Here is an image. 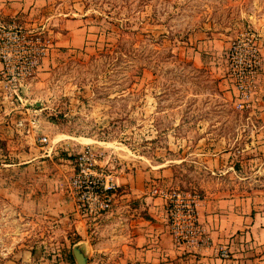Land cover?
Listing matches in <instances>:
<instances>
[{"label": "rangeland", "instance_id": "rangeland-1", "mask_svg": "<svg viewBox=\"0 0 264 264\" xmlns=\"http://www.w3.org/2000/svg\"><path fill=\"white\" fill-rule=\"evenodd\" d=\"M76 6L90 45L61 54L31 81L23 94L30 109L20 116L40 121L37 138H48L43 145L54 160L71 153L76 161L82 147L128 156L170 169L172 186L165 189L200 193L194 186L210 175L197 152L222 138L243 146L249 141L242 130L254 127L246 122L251 110L233 107L226 52L217 65H197L194 39L207 30L230 42L252 33L262 50L264 0H76ZM245 159L249 177L257 172L249 163L260 157L248 150ZM17 210L0 195V264H26L29 253L33 262L66 264L62 237L51 240L56 224Z\"/></svg>", "mask_w": 264, "mask_h": 264}, {"label": "crops", "instance_id": "crops-1", "mask_svg": "<svg viewBox=\"0 0 264 264\" xmlns=\"http://www.w3.org/2000/svg\"><path fill=\"white\" fill-rule=\"evenodd\" d=\"M75 7L76 0H0V23L18 21L28 30L44 27L52 34L54 47L38 75L61 54L86 50L90 45L87 20L72 9ZM196 35L195 64L221 62L230 38L208 30ZM261 51V86L246 117L254 129H244L240 135L249 142L230 147L222 138L197 152L210 175L194 186L203 198L198 216L209 240L205 246H177L165 202L152 193L158 183L163 189L171 188L170 169L162 165L161 171L128 156L108 155L101 163L109 157L115 160L111 167L115 168L119 190L113 210L92 218L80 215L68 190L75 170L71 153L54 160L52 148L37 145L40 121L31 115L20 116L22 109H30L23 103V94L29 92L32 82L22 90L20 99L10 101L4 98L0 80V195L17 207V213L56 224L51 240L62 237L66 263L77 264L73 249L81 245L88 255L87 264H264V48ZM20 121L25 127L18 126ZM85 148L77 152L72 148V152L78 154ZM248 150L260 157L255 165L249 163L257 171L249 177ZM25 258L26 264H49L33 262L31 253Z\"/></svg>", "mask_w": 264, "mask_h": 264}, {"label": "built area", "instance_id": "built-area-1", "mask_svg": "<svg viewBox=\"0 0 264 264\" xmlns=\"http://www.w3.org/2000/svg\"><path fill=\"white\" fill-rule=\"evenodd\" d=\"M54 40L42 27L28 30L22 23H0V80L6 100L20 99L22 90L38 75L43 61L50 55ZM228 77L233 85V107L238 112L253 109L259 92L263 70V55L255 34L242 33L230 42L226 51ZM35 125V121H32ZM19 127L24 122L18 123ZM40 143H48L42 137ZM87 148L79 153L68 189L77 211L85 218L104 215L113 210L119 183L109 157ZM154 195L165 202L171 234L177 246L198 248L208 244L199 222L198 208L203 200L196 191L154 187ZM226 256V253H223Z\"/></svg>", "mask_w": 264, "mask_h": 264}, {"label": "water", "instance_id": "water-1", "mask_svg": "<svg viewBox=\"0 0 264 264\" xmlns=\"http://www.w3.org/2000/svg\"><path fill=\"white\" fill-rule=\"evenodd\" d=\"M73 254L77 264H87L88 255L81 245L74 247Z\"/></svg>", "mask_w": 264, "mask_h": 264}, {"label": "trees", "instance_id": "trees-1", "mask_svg": "<svg viewBox=\"0 0 264 264\" xmlns=\"http://www.w3.org/2000/svg\"><path fill=\"white\" fill-rule=\"evenodd\" d=\"M69 259H71V258H69ZM66 264H71V263H66Z\"/></svg>", "mask_w": 264, "mask_h": 264}]
</instances>
